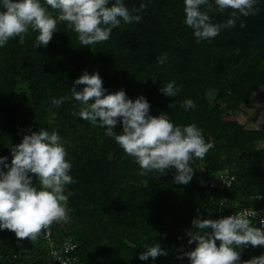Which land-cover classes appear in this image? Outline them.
Masks as SVG:
<instances>
[{"label": "trees", "instance_id": "obj_1", "mask_svg": "<svg viewBox=\"0 0 264 264\" xmlns=\"http://www.w3.org/2000/svg\"><path fill=\"white\" fill-rule=\"evenodd\" d=\"M122 2L129 9L141 3L146 8L139 22L122 21L107 41L81 46L78 34L49 7L57 31L47 46L35 47L37 33L30 29L24 44L16 37L0 47V157L10 165V147L33 131L56 130L61 136L75 182L65 188L68 219L51 226L57 249L64 241L75 244L73 264H190L184 253L195 247L186 234L194 218L219 219L264 201V130L227 118L242 107H255L254 97L264 90V0H257L255 15L240 18L245 27L237 21L199 43L184 23L183 0ZM230 11L210 16L224 23ZM165 54V62L158 63ZM83 71L98 72L106 94L143 95L150 115L166 112L174 124L195 123L202 130L213 147L203 159L193 158L188 184L174 182V169L159 180L156 173L140 175L138 164L104 128L78 115L70 87ZM169 81L181 89L175 97L160 91ZM65 95L69 99L61 106L52 105L53 98ZM186 99L196 107H182ZM260 111L264 105L254 114ZM120 127L118 122L117 132ZM0 171L7 168L0 164ZM220 173L230 179L223 190ZM156 242L167 255L140 260L144 246ZM49 250L42 233L34 241L21 240L0 229V264H58ZM236 250L241 261L264 254L262 247Z\"/></svg>", "mask_w": 264, "mask_h": 264}, {"label": "clouds", "instance_id": "obj_2", "mask_svg": "<svg viewBox=\"0 0 264 264\" xmlns=\"http://www.w3.org/2000/svg\"><path fill=\"white\" fill-rule=\"evenodd\" d=\"M256 3L257 0H183L184 23L193 30L198 43L209 41L223 29L235 27L237 21L241 28L245 27L240 18L255 15ZM49 7L57 11L67 29L78 34L81 46H91L109 40L112 30L122 21L139 22V13L146 5L129 9L122 0L111 4L109 0H0V47L16 37L24 44L30 29L37 33L34 46H47L57 31V18ZM226 10H231L226 22L212 21L210 13L223 14ZM165 60L166 54L157 62L163 64ZM180 90L175 81L160 89L168 97H175ZM70 95L78 102V115L104 128L105 135L138 164L140 175L156 173L159 180L174 169V182L186 185L194 174L193 158L203 159L213 147L195 123L176 125L166 112L150 115V104L143 95L130 99L123 90L106 94L96 71H83L70 87ZM68 99L65 95L53 98L51 103L59 107ZM181 106L186 110L196 107L191 99L184 100ZM52 115L54 118L55 113ZM10 153V165L7 157H0V164L7 168L6 172L0 171V229L14 232L21 240L34 241L52 224L68 219L65 188L75 182L69 174L72 165L66 159L65 142L56 130L40 129L23 135L18 144L10 147ZM29 173L37 178L38 186ZM253 216L257 213L251 209L219 219L194 218L186 234L188 244L195 242V247L184 255L190 264H264V254L241 261L236 250L248 245L264 248V227L254 226L250 219ZM144 249L140 260L167 255L158 242Z\"/></svg>", "mask_w": 264, "mask_h": 264}, {"label": "built area", "instance_id": "obj_3", "mask_svg": "<svg viewBox=\"0 0 264 264\" xmlns=\"http://www.w3.org/2000/svg\"><path fill=\"white\" fill-rule=\"evenodd\" d=\"M219 180H220V184H219L220 190H223L225 185L230 184V179L227 174L220 173L219 176L217 177V181ZM213 185H214V182H211L210 186H213ZM254 198L261 199V196L255 195ZM251 209L257 213V216L250 217L253 225L257 227H264V225L261 224V219H264V201L258 207H254V208L244 207L241 209H237L234 212H231L230 215L236 214L241 211H250ZM52 231H53L52 226H50L48 229L42 232L43 237L49 242V247H50L49 253L55 258L58 264H73L76 258L70 254H71V251L75 248V244L71 243L70 241H64L62 243V250L57 249L55 242L53 240ZM248 246H251V245H248Z\"/></svg>", "mask_w": 264, "mask_h": 264}, {"label": "rangeland", "instance_id": "obj_4", "mask_svg": "<svg viewBox=\"0 0 264 264\" xmlns=\"http://www.w3.org/2000/svg\"><path fill=\"white\" fill-rule=\"evenodd\" d=\"M253 108L242 107L236 112L230 113L227 118L237 119L239 122L243 123L246 127L257 128L264 130V111H260L254 114L257 106L264 105V90L260 91L253 99ZM253 115H255L253 117Z\"/></svg>", "mask_w": 264, "mask_h": 264}]
</instances>
